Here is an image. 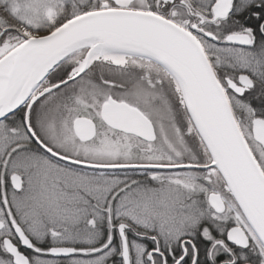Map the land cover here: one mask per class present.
Returning <instances> with one entry per match:
<instances>
[{
    "label": "snow or ice",
    "instance_id": "snow-or-ice-1",
    "mask_svg": "<svg viewBox=\"0 0 264 264\" xmlns=\"http://www.w3.org/2000/svg\"><path fill=\"white\" fill-rule=\"evenodd\" d=\"M0 264H264V0H0Z\"/></svg>",
    "mask_w": 264,
    "mask_h": 264
}]
</instances>
